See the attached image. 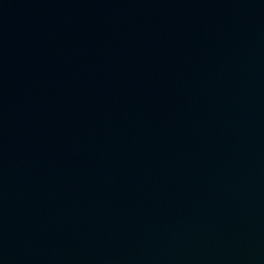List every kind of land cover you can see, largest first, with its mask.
<instances>
[{"label": "water", "instance_id": "95a60500", "mask_svg": "<svg viewBox=\"0 0 264 264\" xmlns=\"http://www.w3.org/2000/svg\"><path fill=\"white\" fill-rule=\"evenodd\" d=\"M0 264H264V0H0Z\"/></svg>", "mask_w": 264, "mask_h": 264}]
</instances>
